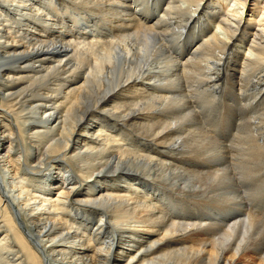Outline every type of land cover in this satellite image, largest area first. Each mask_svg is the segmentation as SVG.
I'll return each instance as SVG.
<instances>
[{
  "label": "bare ground",
  "instance_id": "obj_1",
  "mask_svg": "<svg viewBox=\"0 0 264 264\" xmlns=\"http://www.w3.org/2000/svg\"><path fill=\"white\" fill-rule=\"evenodd\" d=\"M263 28L264 0H0V264H264Z\"/></svg>",
  "mask_w": 264,
  "mask_h": 264
},
{
  "label": "rangeland",
  "instance_id": "obj_2",
  "mask_svg": "<svg viewBox=\"0 0 264 264\" xmlns=\"http://www.w3.org/2000/svg\"><path fill=\"white\" fill-rule=\"evenodd\" d=\"M227 2H229V1H226V3L225 4H227ZM228 6H229V8H233V3H232V1L231 2H229L228 3ZM231 6V7H230ZM234 8H236V7H234ZM248 9H252V5H249V8ZM237 14H236V16H240L241 18H244L245 19V21L247 20L248 21V19L249 18H251L252 17V15H251V13H250V11L248 12H244V11H241V10H237ZM260 19V18H259ZM258 19V20H259ZM264 29V28H263ZM241 52H244V47L243 48H241L240 49V53ZM221 113H223V112H221ZM223 122H225V123H227L226 121H223ZM211 123V122H210ZM225 123H223L222 124V128L218 131V133H217V136H218V139L220 140V139H223L222 137H220V136H224L225 135V132H226V124ZM214 127V124L212 125V126H210V128H209V131L212 129ZM224 131V132H223ZM231 133H233V131L231 132ZM219 134H221V135H219ZM227 141L229 142V139H227ZM228 142H226V143H228ZM259 207H261V209H262V211H263V209H264V196L262 197V201H261V205H259ZM264 212V211H263ZM225 215V214H224ZM226 216V215H225ZM263 216H264V213H263ZM114 254L116 253V250L113 252ZM116 254H118V252L116 253Z\"/></svg>",
  "mask_w": 264,
  "mask_h": 264
}]
</instances>
